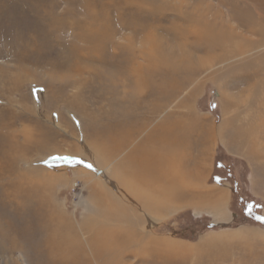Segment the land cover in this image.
I'll use <instances>...</instances> for the list:
<instances>
[{"label":"rangeland","instance_id":"rangeland-1","mask_svg":"<svg viewBox=\"0 0 264 264\" xmlns=\"http://www.w3.org/2000/svg\"><path fill=\"white\" fill-rule=\"evenodd\" d=\"M159 53L197 72L166 87ZM157 169L195 191L143 217L156 245L90 242L112 174L148 193ZM0 206V264H264V0H0Z\"/></svg>","mask_w":264,"mask_h":264},{"label":"bare ground","instance_id":"bare-ground-1","mask_svg":"<svg viewBox=\"0 0 264 264\" xmlns=\"http://www.w3.org/2000/svg\"><path fill=\"white\" fill-rule=\"evenodd\" d=\"M199 25L202 27V31L197 29L196 25L193 24L191 29L188 30V35L193 37L194 39L197 38L198 42H201L200 45L198 44L194 46V49L197 51H216L217 49H221L222 46V41L224 40L223 36L214 34L215 30V23L211 24L207 20L204 21L206 28L201 25L200 20L198 21ZM213 23V22H212ZM230 37H225V40L229 39ZM208 53V52H207ZM211 53V52H210ZM188 59L186 62H173L174 59L173 57H164L161 55V53L158 54V57L156 55L152 56V68H154L153 73H157L158 76L161 75V72H164V75H167L166 79L162 80V85L166 86L169 85V81L173 75H180L184 74L185 80L187 81L188 78L193 76V73L197 69L194 64L191 62V59L189 58V55H185ZM196 68V69H195ZM197 72V70H196ZM156 74V75H157ZM197 74V73H196ZM195 74V76H196ZM194 77V76H193ZM160 84V85H161ZM159 85V84H158ZM182 86V84H176V87L178 89ZM161 87V86H160ZM175 87V86H174ZM163 88V87H161ZM170 88V86L168 87ZM167 89V88H165ZM174 89V88H173ZM153 90V89H152ZM155 90V89H154ZM159 91L165 92L162 89H159ZM168 90V89H167ZM156 92V91H155ZM153 93V92H152ZM166 93V92H165ZM164 93V94H165ZM172 93V92H170ZM164 95L163 93H160ZM174 94V93H173ZM157 95V94H154ZM168 95V94H166ZM171 96V95H170ZM169 96V97H170ZM176 97V94L174 95ZM168 99V98H166ZM256 99V98H255ZM165 100V99H164ZM258 101V100H256ZM156 108V107H155ZM154 109V108H152ZM158 109V108H157ZM156 110V109H155ZM155 112V111H154ZM157 113V112H156ZM190 116V115H189ZM194 117V116H193ZM190 119V118H189ZM192 119V118H191ZM195 119V118H194ZM196 120V119H195ZM138 121V120H137ZM193 121V120H191ZM232 126V125H230ZM130 127V126H129ZM133 128V127H132ZM138 129V128H137ZM135 130V129H134ZM139 130H137L138 132ZM192 131V130H191ZM135 132V131H134ZM133 132V133H134ZM136 132V134H137ZM141 132V131H140ZM194 132V131H193ZM195 133V132H194ZM226 133V132H225ZM237 131L233 133L231 136H233V139L237 135ZM132 134V133H131ZM135 134V133H134ZM201 135V134H200ZM184 136V135H183ZM182 136V137H183ZM187 136V134H185ZM184 136V137H185ZM190 136V134H189ZM188 137V136H187ZM186 137V138H187ZM180 138V137H179ZM190 138V137H189ZM125 139V138H124ZM182 139V138H181ZM231 139V138H230ZM122 140V139H121ZM176 141V139H175ZM178 141V140H177ZM183 141V139H182ZM189 141V140H188ZM187 141V142H188ZM197 141V140H196ZM131 142V141H129ZM194 142V141H193ZM199 142V141H198ZM179 145L178 143H176ZM184 144V143H183ZM108 145V144H107ZM139 145V144H138ZM176 145V146H177ZM185 145V144H184ZM193 145V144H192ZM195 145V144H194ZM197 145V144H196ZM202 145V144H201ZM200 145V146H201ZM125 146V141L122 140V142L115 147V150L112 151L114 156H119L122 152V147ZM181 146V145H180ZM199 146V145H198ZM108 147V146H107ZM178 147V146H177ZM187 147V144H186ZM190 147V146H189ZM193 147V146H191ZM110 148V147H109ZM112 148V147H111ZM199 148V147H198ZM108 151V148L106 149ZM186 151V150H185ZM109 152V151H108ZM122 158V157H121ZM110 159V158H109ZM193 159V158H192ZM112 160V159H111ZM188 160V159H187ZM195 160V159H194ZM172 161V160H171ZM176 162V161H175ZM175 162H173V165H175ZM110 163V162H109ZM171 163V162H170ZM172 164V163H171ZM192 164V163H191ZM194 164V163H193ZM100 165V164H99ZM173 165H170L173 167ZM103 164L98 167L97 169V176H103L106 172L110 170L109 166L106 164V166L102 167ZM96 167V166H95ZM176 166H174L175 169ZM177 169V168H176ZM158 171L154 170L153 172H150L152 178H153V183L149 184L146 189L150 192L143 193L141 191H137L136 187L137 185L130 186L126 182L125 179H119L116 174H112L111 179H114L116 183H114V186L112 187V197L110 200V205L107 210V212L101 217L100 220H94L91 223L90 222H84L86 225H89L88 231L90 233L89 241L94 242V243H99L101 247L106 248L108 251L112 253L114 249L120 250L123 247H126V251L129 250V246L132 245L131 240L132 238L138 237V235H141V237H138L137 243L138 245L141 244H150L152 242H157L158 240L153 239V234L150 231H146L144 228V218H149L156 220L157 216H161V213L163 211L167 212V207L163 208L164 205H169L171 206L172 209L174 204L180 205V203H177L180 198L182 197L184 199L183 195L187 192H193L195 191L194 189H188V182L186 179H182L184 177H177L174 178L175 171L170 169L167 171H161L162 169H157ZM166 170V169H165ZM192 170V169H191ZM190 171V170H189ZM26 172V171H25ZM24 172V173H25ZM28 173L32 172L31 170H27ZM27 173V174H28ZM33 173V172H32ZM193 173V171H192ZM155 174V175H153ZM188 174V173H187ZM190 174V173H189ZM191 175V174H190ZM183 176V175H182ZM193 176V175H191ZM18 177H21V175H18ZM186 177V176H185ZM194 180L196 181L203 179L201 175H195L193 176ZM133 178V177H132ZM163 179L165 181H163ZM36 182V181H35ZM198 182V181H196ZM32 183V182H31ZM111 183V181H110ZM199 183V182H198ZM29 184V182H28ZM37 184V183H36ZM195 184V183H193ZM25 185V186H24ZM112 185V183H111ZM199 185V184H198ZM201 185V183H200ZM12 189L17 186V184H11ZM28 186V185H27ZM31 186V185H30ZM39 186V185H38ZM26 184L19 183L18 186L16 187V191L18 190V194L20 196V201L18 204L21 203H30L33 200H30L32 197H36L39 195L33 196V192H38L40 190L35 189L34 191H27L25 189ZM35 187V184H34ZM142 186H140L141 188ZM194 188V187H193ZM204 188V187H203ZM28 189V188H27ZM33 189V187H32ZM42 190V189H41ZM198 190V189H197ZM200 190V189H199ZM202 190V189H201ZM31 193L32 196H29L26 193ZM203 192V191H202ZM153 194L149 195V194ZM158 194L160 196V199L155 196V194ZM30 194V195H31ZM190 194V193H189ZM211 194V193H210ZM42 195V194H41ZM40 195V196H41ZM202 195V194H201ZM188 196V195H187ZM204 196V195H203ZM194 197V196H193ZM202 197V196H201ZM162 198V199H161ZM181 198V199H182ZM189 198V197H188ZM203 198V197H202ZM179 199V200H178ZM186 199V198H185ZM181 202V200H180ZM187 203V202H186ZM43 206V205H42ZM181 206V205H180ZM1 207V206H0ZM168 207V209H169ZM177 207V206H176ZM179 207V206H178ZM176 209V208H175ZM170 212V210H169ZM164 213V212H163ZM166 214V213H165ZM144 217V218H143ZM151 221V220H150ZM84 226V225H83ZM154 235V234H153ZM136 240V238H135ZM165 239H163L164 241ZM87 241V240H86ZM167 243V241H165ZM134 244V243H133ZM160 245V243L158 242ZM152 245V244H151ZM156 245V243H155ZM158 245V246H159ZM161 245H163L161 243ZM170 245V244H169ZM149 246V245H148ZM134 247V246H133ZM147 247V246H146ZM154 247V246H153ZM165 247H168L165 245ZM109 248V249H108ZM143 248V247H142ZM159 249V247H156ZM155 248V250H156ZM162 248V247H161ZM164 248V247H163ZM169 248V247H168ZM175 248V246H174ZM112 249V250H111ZM170 249V248H169ZM140 250V249H138ZM142 250V249H141ZM160 250V249H159ZM162 250V249H161ZM130 251V250H129ZM158 251V250H157ZM164 251V250H163ZM166 251V250H165ZM174 251V249H173ZM137 250L131 251L132 256L137 255ZM145 252V251H144ZM161 252V251H160ZM170 251H167V253ZM148 254V252H146ZM156 253V252H155ZM158 253V252H157ZM156 253V254H157ZM176 254V252H174ZM163 254V253H162ZM159 254V255H162ZM172 254V253H171ZM174 254V255H175ZM153 255V254H152ZM151 255V256H152ZM170 255V254H169ZM223 255V254H222ZM163 256V255H162ZM173 256V255H172ZM188 256V255H186ZM117 258H123V254H119L116 256ZM161 257H159L160 259ZM145 259V258H144ZM148 259V258H147ZM157 259V258H156ZM167 259V258H165ZM176 260L175 258H173ZM182 259V258H180ZM185 259V258H184ZM171 260V259H170ZM168 260V261H170ZM183 260V259H182ZM181 260V261H182ZM160 261V260H158ZM167 261V260H166ZM167 261V262H168ZM172 261V260H171ZM184 261V260H183ZM146 262V259H145ZM156 262V261H155ZM165 262V261H164ZM161 263V261H160ZM163 263V262H162ZM157 264V263H156ZM171 264V262H169ZM179 264V263H178Z\"/></svg>","mask_w":264,"mask_h":264},{"label":"snow or ice","instance_id":"snow-or-ice-1","mask_svg":"<svg viewBox=\"0 0 264 264\" xmlns=\"http://www.w3.org/2000/svg\"><path fill=\"white\" fill-rule=\"evenodd\" d=\"M213 107H215V105H213ZM64 159H68V158H64ZM89 168L92 167V165H88ZM260 219L264 220V217H261Z\"/></svg>","mask_w":264,"mask_h":264}]
</instances>
